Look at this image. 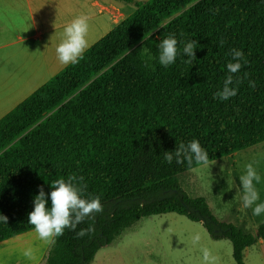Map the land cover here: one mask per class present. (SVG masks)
Here are the masks:
<instances>
[{"label":"trees","instance_id":"obj_1","mask_svg":"<svg viewBox=\"0 0 264 264\" xmlns=\"http://www.w3.org/2000/svg\"><path fill=\"white\" fill-rule=\"evenodd\" d=\"M132 4L134 0H118ZM174 34L178 49L194 40L196 58L158 63L159 40ZM247 64L238 92L214 96L227 75L230 50ZM149 58L150 62H149ZM255 81V87L249 86ZM196 139L208 163L264 142V2L148 0L0 119V242L34 230L27 221L41 188L75 176L85 198L103 211L55 237L43 264H91L97 253L144 217L176 213L228 239L236 264L264 240L217 218L206 198L192 197L178 176L200 165L164 151ZM82 178V180L80 179ZM88 230L80 237L76 233Z\"/></svg>","mask_w":264,"mask_h":264},{"label":"rangeland","instance_id":"obj_2","mask_svg":"<svg viewBox=\"0 0 264 264\" xmlns=\"http://www.w3.org/2000/svg\"><path fill=\"white\" fill-rule=\"evenodd\" d=\"M125 4L126 12L135 11L136 2ZM40 83L32 85L36 88ZM23 93L16 101L26 98ZM25 96V97H24ZM24 97V98H23ZM15 103L13 102L12 105ZM252 162L262 180L256 184L264 201V142L248 149L200 165L178 176L180 187L192 197L206 198L213 214L222 221L255 233L264 223V214L253 216L240 199L239 176L244 165ZM246 264H264V240L245 250ZM91 264H236L232 243L215 240L199 222L176 213L144 217L111 245L103 247Z\"/></svg>","mask_w":264,"mask_h":264},{"label":"crops","instance_id":"obj_3","mask_svg":"<svg viewBox=\"0 0 264 264\" xmlns=\"http://www.w3.org/2000/svg\"><path fill=\"white\" fill-rule=\"evenodd\" d=\"M79 15L88 17L90 48L129 13L118 0H0V119L67 66L55 48ZM50 244L35 229L1 241L0 264H43ZM28 249L32 259L24 255Z\"/></svg>","mask_w":264,"mask_h":264},{"label":"clouds","instance_id":"obj_4","mask_svg":"<svg viewBox=\"0 0 264 264\" xmlns=\"http://www.w3.org/2000/svg\"><path fill=\"white\" fill-rule=\"evenodd\" d=\"M264 2V0H261ZM88 17L79 15L63 30V39L56 46L55 52L59 62L63 65H75L82 59L88 48L86 39L88 32ZM183 44L182 52L178 49V40L174 34L159 40L158 63L167 68L176 62L178 55L188 57L186 63H191L196 58L195 41H180ZM231 60L227 63V75L223 86L214 93L220 100H228L237 95L239 79L235 78L242 67L247 64L242 50L233 48L230 50ZM149 58V62H150ZM249 86L255 87V81L249 80ZM183 157L190 165L195 161L197 164H207L209 154L196 139L187 144L180 143L174 151H164V160L171 164L174 159L177 163ZM82 180V178H80ZM262 180L261 175L252 162L244 165V172L239 176V189L244 209L251 208L253 216L264 214V201H260V195L256 188ZM103 211V205L99 196L85 198L83 187L75 176L67 179L59 178L51 183V191L45 192L43 188L33 198V210L28 213L27 221L34 226L39 239L52 242L55 237L61 236L65 229L75 230L77 225L89 217L92 213ZM0 222L8 223V217L0 213ZM91 229H81L77 236H84ZM24 255L32 259L31 249L25 250Z\"/></svg>","mask_w":264,"mask_h":264}]
</instances>
